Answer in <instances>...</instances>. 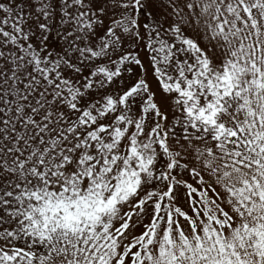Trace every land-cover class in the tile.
I'll return each instance as SVG.
<instances>
[{
  "label": "snow or ice",
  "instance_id": "snow-or-ice-1",
  "mask_svg": "<svg viewBox=\"0 0 264 264\" xmlns=\"http://www.w3.org/2000/svg\"><path fill=\"white\" fill-rule=\"evenodd\" d=\"M0 264H264V0H0Z\"/></svg>",
  "mask_w": 264,
  "mask_h": 264
}]
</instances>
